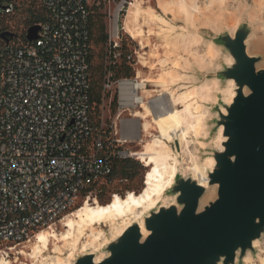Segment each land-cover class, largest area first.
<instances>
[{"label":"built area","instance_id":"built-area-1","mask_svg":"<svg viewBox=\"0 0 264 264\" xmlns=\"http://www.w3.org/2000/svg\"><path fill=\"white\" fill-rule=\"evenodd\" d=\"M40 2L36 40L26 39L27 30L25 39L0 38V257L111 183L114 160L135 156L124 147L134 137L123 135L121 122L91 118V0ZM129 4L120 0L109 13L104 46L103 101L115 92L121 108L139 106L142 95L136 78H115L110 69L121 58L120 16ZM13 10L0 0V33ZM127 59L135 62L132 52Z\"/></svg>","mask_w":264,"mask_h":264},{"label":"water","instance_id":"water-1","mask_svg":"<svg viewBox=\"0 0 264 264\" xmlns=\"http://www.w3.org/2000/svg\"><path fill=\"white\" fill-rule=\"evenodd\" d=\"M39 30L38 24L28 27L26 39L36 40ZM253 31L245 18L232 33L199 31L221 54L202 82L213 78L223 87L233 81L230 102L217 90L206 105L214 113L213 144L204 158L213 159L206 184L180 166L166 199L143 213V225L132 219L98 250L73 254L70 264H244L258 252L255 242L264 238V66L259 67L261 56L248 51ZM13 36L0 33L7 43ZM220 129L223 139L217 146ZM209 188H214L213 195L203 202Z\"/></svg>","mask_w":264,"mask_h":264},{"label":"bare ground","instance_id":"bare-ground-1","mask_svg":"<svg viewBox=\"0 0 264 264\" xmlns=\"http://www.w3.org/2000/svg\"><path fill=\"white\" fill-rule=\"evenodd\" d=\"M155 2L156 9L158 8L161 14L149 7L146 19L144 1L132 0L124 18L125 31L138 40L141 48L145 47L143 23L157 26L159 34H163V36L160 35L164 42L169 44V41L174 39L177 40L175 42L185 43L184 46H186L200 43L202 39L199 34L200 29H208L216 34L223 30L232 33L237 23L245 18L254 27L247 42L252 50L264 51V24H259L257 19L258 15L264 12V8L256 6L255 3L264 4V0H251V3L249 0H155ZM168 17H171V20ZM178 23H182L183 26ZM151 31L152 29H149V32ZM168 44L165 43V46L167 47ZM217 55V48L211 41H208L205 50L194 52L192 57L199 68H207L213 60L217 59ZM224 60L228 64L232 62L231 57L227 55ZM145 63L143 58L141 64ZM178 65L179 62L176 61L174 68ZM261 66H264V60L259 64V67ZM167 76L171 78L172 74L168 73ZM136 77V87L141 89V93L148 92V89H144L146 80L141 78L139 71ZM176 80L173 78L172 82ZM163 82L162 80L157 81L160 84ZM232 87L233 81L231 80L223 87H219L217 79L211 78L185 89L176 96L172 93L161 96L163 93L160 92L159 99L145 102L144 96L141 95L139 108H143L144 111L137 109L132 112L135 117L139 118V122H129L127 132H123L124 136L132 138L138 137L140 133L151 137L152 128L159 133L157 137L145 141L141 150L134 152L138 155L135 156L149 168L145 174L144 188L141 193L136 195L129 191L123 197L113 194L111 202L109 201L104 206L100 205L96 198L89 197L60 220L65 228L64 232L58 233L52 226L43 228L35 234L33 241H30V252L19 250L23 252L17 251L16 253L31 257L29 254L32 248L31 255L35 257L31 258H38L43 264H70L74 250L82 239L85 240L80 244L81 250L90 248L96 251L105 243L107 238L100 227L109 226L111 236H114L119 234L132 219L139 220L143 225L141 220L143 213L157 205L159 200L166 199L165 191L173 182L180 166L186 172H191L200 183L205 185L207 182L206 169L211 168L213 159L207 157L204 161H200L192 145L194 138L198 139L200 135H204L203 127L207 113L204 102L217 90L220 91L226 103L230 102L233 96ZM220 133L221 129L215 140L217 146L223 139ZM176 143L179 149L174 147ZM201 144L203 145V142ZM213 190L214 188L208 189L203 202L213 195ZM51 243L52 250L56 254L55 261L49 260L44 255ZM60 244L69 248L67 256L61 255ZM255 245L259 246L258 242H255ZM261 245L263 254L259 257V262L264 264V241ZM101 257L102 254L96 259ZM8 258L2 255L0 264H11ZM246 261L248 264H255L249 257Z\"/></svg>","mask_w":264,"mask_h":264},{"label":"rangeland","instance_id":"rangeland-1","mask_svg":"<svg viewBox=\"0 0 264 264\" xmlns=\"http://www.w3.org/2000/svg\"><path fill=\"white\" fill-rule=\"evenodd\" d=\"M14 5H19L20 2H25V0H12ZM120 0H112L111 3L103 2L102 0H91L90 3V9L91 13L97 9V12L101 13L103 15V20L105 22L106 28L109 24V13L112 12L116 5L119 3ZM132 0H130L131 2ZM144 4L143 7L145 8L144 16L147 19V11H149V7L154 8L157 12H160V10L156 7L155 0H143ZM249 3H251V0H249ZM256 3V6L264 8V4ZM129 5H127L124 9L125 11L122 12L120 16V20L122 24L124 23V18L127 14ZM148 8V9H147ZM142 14V13H141ZM171 17H168L170 19ZM24 19V15L20 13L19 10H14V13L9 15L5 21L8 24L9 27H11L16 32L22 31L25 24L22 23ZM259 24H264V12L260 13L257 17ZM171 20V19H170ZM124 25V24H123ZM178 25H182V23H178ZM143 29H144V45L145 47L141 48L140 43L136 38L131 36L126 31H122L123 33V42L126 43L129 51H132L134 55L133 62V75L131 78H137V72H140L141 78L146 80L144 82L145 86L144 89H148V92L142 93L144 96L143 99L145 102L154 101L159 99L161 96H167V93H172L174 96L176 94H180L182 91H184L187 88H190L191 86H194L196 84H200L205 76L208 75L212 70H214L218 65L215 64L218 58H220L221 54L218 53L217 59L213 60L211 65L207 68H199L197 64H195L194 59L192 57V54L194 52H202L205 50L206 44L208 43L207 40L204 39L208 38L207 34L199 33L202 37L201 41L197 45H187L184 46L185 43H177L174 39H171L169 41V44L167 42H164L161 35L157 31V26L150 25L147 23H143ZM149 29H152L151 32H149ZM189 31V29H186ZM259 34V32L257 33ZM163 36V34H162ZM179 41V40H178ZM165 43L168 44L167 47L165 46ZM248 51L252 55H259L264 60V51H256L252 50L250 44L247 42ZM94 48V47H93ZM184 48V49H183ZM101 51L99 48H95V52L98 53ZM103 53L105 52L102 50ZM121 52V51H120ZM143 58L145 60V64H141L143 62ZM96 60V57H95ZM105 60V57H104ZM120 59H118V62ZM176 61L179 62V65L174 68V63L176 64ZM218 61H220L218 59ZM168 73L172 74V77H168ZM173 78H176L177 80L172 82ZM164 81L162 84L157 83V81ZM160 90V91H159ZM115 90L113 89L111 93H113ZM162 92L163 95L159 96L158 94ZM115 93V92H114ZM214 94H217V91L213 92ZM110 95H108L104 101H102V104L99 106V119H103L107 125L116 122L118 124V127L122 123V127L124 130L128 129V123L131 121H138L139 118L135 117L132 112L134 110H139L143 112V108H139V106L134 107H119L117 104L116 106H112L109 102ZM157 98V99H156ZM215 100L214 95L211 96L206 102H204V106H208V104H211ZM178 108H180L178 106ZM207 109L206 118L204 122V135H200L197 139L194 138V143L192 145V148L194 150V153L196 154L197 158L201 160L204 159L209 154V149H211L213 144V137L214 135H211L210 129L213 125L212 120L214 117V113L210 112V110ZM119 115V118H117V115ZM150 120V117H149ZM121 122V123H120ZM125 132V131H124ZM159 133L155 131L152 128L151 131V137H147L143 134H139V138L136 137L132 139L130 142L125 143L124 147L133 151H139L141 150L143 144L145 141L149 140L150 138L157 137ZM203 142V145L201 144ZM174 147H176V144H174ZM177 148V147H176ZM134 155H137V153H134ZM138 156V155H137ZM137 156H131L130 159L136 161L139 165H141L144 170H141L135 177L131 179H122L120 177H115L111 183L104 184V189L100 192L99 190L95 193H92L90 197L96 198L98 203L100 205L107 204L113 194H118L119 196L123 197L126 195L127 192L132 193L134 192L136 195L141 193V191L144 188V182H145V174L147 170L149 169L148 166H145L143 161H140ZM146 171V172H145ZM84 198L79 197L77 200L76 205L72 210H74L78 205H81L84 201ZM111 202V201H110ZM71 210V211H72ZM70 212V211H69ZM68 214V213H67ZM54 230H56L58 233H62L65 231V228L61 225L60 222H56L55 224L51 225ZM104 231L105 237L111 236V230L109 226H102L100 227ZM85 239H82L79 242V245L74 250V254L76 255L81 251L82 242ZM33 241V239H31ZM264 241V238L258 243V252L255 255L249 256L250 260L254 262L255 264H260L259 257L263 254L262 252V243ZM31 242L23 243L17 245L14 249H12L8 253V259L11 261V264H43L42 261H40L38 258H31L35 257L32 256V248L31 253L29 254L31 257L27 255L17 254L16 252L19 250H24L25 252H30V246ZM60 249H62V256H67L69 252V248L64 245L60 244ZM264 246V245H263ZM23 251H19L21 253ZM45 257H48L49 260L55 261V255L52 250V243L49 245V249L45 252ZM244 264H248L247 261H245Z\"/></svg>","mask_w":264,"mask_h":264},{"label":"trees","instance_id":"trees-1","mask_svg":"<svg viewBox=\"0 0 264 264\" xmlns=\"http://www.w3.org/2000/svg\"><path fill=\"white\" fill-rule=\"evenodd\" d=\"M8 1L13 3L12 0ZM14 10H19L20 13L24 15V19L22 22L25 24L24 28L22 29V31L16 32L11 27H9L5 21L2 26L3 30H9L13 32L14 37H20L22 39H25V31L27 30V28L31 25L38 24L41 22L44 16V9L41 5L40 0H25V2H20L18 6L14 5ZM88 27L91 46L89 55L91 118L95 124H99V106L102 104L103 101L102 83L105 75L104 53L102 50H104L105 42L107 39V33L106 25L103 20V15L97 12V9H95L92 13L90 9ZM95 48H99L101 51L96 53ZM131 52L132 51H129L126 43L122 41L120 61L110 67L115 78H130L133 75V61L129 62L127 59V56L131 54ZM116 104L117 93H114L111 105L115 107ZM141 170H144V168L139 165L136 161L130 158L114 160L111 182L115 177H120L122 179H131L135 177V175H137ZM104 188V185L101 186L99 188V191L101 192ZM83 196L84 194L82 195V198ZM79 206L80 205H78L77 207Z\"/></svg>","mask_w":264,"mask_h":264}]
</instances>
